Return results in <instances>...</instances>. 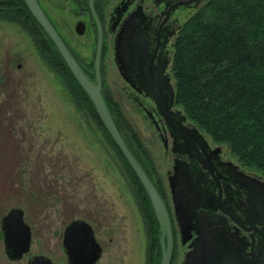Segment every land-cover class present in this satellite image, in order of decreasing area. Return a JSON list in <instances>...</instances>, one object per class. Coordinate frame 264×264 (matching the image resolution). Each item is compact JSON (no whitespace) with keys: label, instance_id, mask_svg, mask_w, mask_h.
<instances>
[{"label":"rangeland","instance_id":"obj_1","mask_svg":"<svg viewBox=\"0 0 264 264\" xmlns=\"http://www.w3.org/2000/svg\"><path fill=\"white\" fill-rule=\"evenodd\" d=\"M58 1L41 0L76 55L86 61L93 59L95 37L91 32L73 33L69 29L72 19L65 10L68 1ZM0 3L1 12L7 6L2 0ZM103 42L107 97L120 108L134 133H128L133 148L144 165L161 176L159 188L168 198L165 176L169 164L141 106L148 102L137 101V93L119 76L111 38ZM6 61L12 65L7 68L13 78H8V84L0 80V90L6 94L0 92V122L7 134V149H0V216L10 206L22 207L31 241L21 258L10 259L1 234L0 264H27L34 253L48 255L55 264H67L62 231L76 217L91 221L102 244L101 256L93 264H147V207L141 206L144 193L140 184L90 110L75 104L67 81L48 65L27 32L14 20L0 17V74H4ZM219 144L224 156L236 160L224 143ZM252 172L264 179V174ZM185 249L177 239L171 264H179Z\"/></svg>","mask_w":264,"mask_h":264},{"label":"trees","instance_id":"obj_2","mask_svg":"<svg viewBox=\"0 0 264 264\" xmlns=\"http://www.w3.org/2000/svg\"><path fill=\"white\" fill-rule=\"evenodd\" d=\"M2 1L7 8L1 10L0 17L14 20L27 32L48 65L67 81L77 96L75 104L90 110L140 184L144 193L141 206L147 207V264H159V224L138 177L23 0ZM170 71L175 104L214 142L224 143L244 168L264 174V0H208L197 8L183 21L173 40ZM102 90L118 130L144 166L141 154L129 140L128 133L134 135L131 127L107 97V86Z\"/></svg>","mask_w":264,"mask_h":264},{"label":"flooded vegetation","instance_id":"obj_3","mask_svg":"<svg viewBox=\"0 0 264 264\" xmlns=\"http://www.w3.org/2000/svg\"><path fill=\"white\" fill-rule=\"evenodd\" d=\"M64 1L65 0H59L58 4H62ZM66 1H68V6L65 10L69 18L71 17L72 19L71 28L69 27V29L72 30L73 33L75 32L77 35H83L85 33L90 34L91 32L95 37L96 44L98 32L96 17L100 23L102 46L98 70L101 80V93L103 94V86L107 85L104 76L103 60H101V57H103L105 53L103 49V40L107 37L111 38L110 45L112 59L119 76L137 93V96H135L137 101L141 102L142 100L148 102L147 105L141 104V106L144 108L145 113L148 115L154 129L156 130L157 139L164 150L165 156H167L169 164L165 176L169 189L168 198L166 192H161L159 188V182L160 180L162 181V178L159 176L158 172L156 170H154L155 172L150 171L145 165V167L143 165L141 166L159 191L169 214L173 236V247L169 264L175 260L172 259V256L177 250V239L180 245L186 247L179 264L182 263L184 254L189 249L188 243L192 237L196 235L195 225L201 220V216L204 215L208 216L211 220L222 221L220 224L223 228L231 232H236L239 237L242 236L247 240V250H253L256 248V245L263 244L264 240L260 237L258 231L253 227H249L254 224L257 226L261 225L259 221L264 214V205L262 207L260 202L261 197L254 194L251 189L243 185L237 176L240 175L239 171H242L262 180L264 179L260 175L244 168L235 159H232L229 156H224L222 153V146L219 143L212 142L202 130L190 121L180 106L176 105L173 101L171 106L172 109L180 110L178 113L179 116L184 114V118H181V123L187 128L195 126L202 134L204 140L195 132L187 133L188 140L177 135V132L174 131L159 114L151 92H147L144 88L146 85L145 79L148 84L145 68H147V62L150 61L151 73L158 82L160 89H164L163 85L164 82H166L165 76H168L174 90L173 78L170 71L173 40L181 23L192 14L190 10H196L199 3L202 4V2L205 3L208 0H92V7L95 14L92 11L89 0ZM38 2L48 19L66 43L81 69L90 79L95 81V48L93 59L86 61L79 58L64 39L66 36L63 33V35H61L62 31L60 26L50 17L41 0H38ZM125 21H130L132 23V26L135 29L133 32H135L136 39H138V43H141L138 46V44L136 45L135 40L134 47L141 51L140 57L142 60L140 61V64L144 66V76L142 77L138 75L139 73L137 74V72H139L138 70L137 72H134L128 68L127 65L130 64L128 62H124L123 65L125 68L121 71L119 67L122 62H118L115 59V41L116 38L120 36L121 28ZM77 23L78 26L82 28L80 32L76 30ZM118 42L119 39L117 45ZM9 66L12 65L10 62L6 61L4 74H0V80H4L5 84H8V78H13L12 71L7 68ZM12 89L14 90V95H16V86L13 85ZM150 91H152V89ZM0 92L2 93L1 96L6 95L2 90H0ZM71 95H73V98H77L73 92H71ZM9 126L12 125L10 124ZM15 130L17 131L16 127ZM17 137L21 144V135L19 134ZM0 149H7V134L5 131H2L1 122ZM175 164L178 167L177 174L179 175L176 182L178 183V186H181L183 193L186 195V197L183 196V198H187L192 201V204H196V207L192 209L193 216L190 222L192 225L190 228L191 237L185 242H182L180 237L178 222L174 216L171 191L168 183V177L173 174ZM204 202L207 203V206L201 205ZM80 218L87 220L94 231L91 221L85 217ZM70 220L71 219L66 223ZM246 226L249 228H245ZM99 243L102 247L100 241Z\"/></svg>","mask_w":264,"mask_h":264},{"label":"water","instance_id":"obj_4","mask_svg":"<svg viewBox=\"0 0 264 264\" xmlns=\"http://www.w3.org/2000/svg\"><path fill=\"white\" fill-rule=\"evenodd\" d=\"M29 12L38 21L41 27L46 31L63 60L71 70L77 82L87 93L91 100L98 117L107 129L108 133L116 143L125 159L138 177L158 221L160 234L159 243L161 256L159 264H169L172 247L173 236L170 218L166 205L150 179L144 168L133 155L120 131L118 130L115 121L113 120L101 93V80L99 74V57L102 46V32L100 23L96 17L98 32L95 44V81L90 79L81 69L66 43L48 19L38 0H23ZM93 13L92 0H89ZM76 30L81 31L82 28L76 24ZM135 29L130 21H125L121 34L116 38L114 45L115 59L120 63L119 69L122 71L124 62H128V68L142 77L144 76V66L140 64L141 51L134 47L136 39ZM119 39L118 45L117 41ZM126 66V67H127ZM146 69V85L144 86L147 92H151L156 109L159 114L165 119L170 127L177 132V135L187 138L188 132H195L203 138L200 131L191 126L187 128L181 123V118L184 114L178 115L180 110H173L172 104L174 101V90L170 83L169 77L165 76L163 90L160 89L158 82L150 70V61L147 62ZM150 83V84H149ZM153 86V88H152ZM152 89V91H150ZM204 140V138H203ZM178 167L174 165L173 174L168 177V183L171 191V198L174 209V216L178 222L180 237L182 242H185L191 237V218L196 204H192L191 200L183 193L181 186L176 182L179 175L177 174ZM238 179L240 182L251 189V191L261 197V205H264V180L242 171H239ZM201 205L207 206V203ZM264 211V207H263ZM259 221V220H258ZM220 220H211L208 216H201L195 225L196 235L189 241V249L184 254V259L181 264H264V243L256 245L253 250H247L248 241L242 236H238L236 232L228 231L220 224ZM260 226L251 225L258 231L260 237L264 240V214L259 221ZM246 226L245 228H249ZM0 229L2 232L3 247L6 256L10 259H18L29 250L31 241L30 225L24 220L23 209L19 205L10 206L0 216ZM61 245L66 255L68 264H93L102 253V247L94 235L91 224L80 217L72 218L65 224L62 231ZM27 264H55L54 261L44 253H34L27 258Z\"/></svg>","mask_w":264,"mask_h":264}]
</instances>
